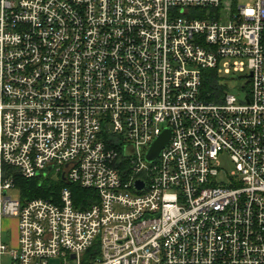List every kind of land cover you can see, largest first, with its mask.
<instances>
[{
	"label": "built area",
	"instance_id": "1",
	"mask_svg": "<svg viewBox=\"0 0 264 264\" xmlns=\"http://www.w3.org/2000/svg\"><path fill=\"white\" fill-rule=\"evenodd\" d=\"M206 70L223 84L210 96ZM15 173L64 185L14 199ZM5 257L264 264V0H0Z\"/></svg>",
	"mask_w": 264,
	"mask_h": 264
},
{
	"label": "trees",
	"instance_id": "2",
	"mask_svg": "<svg viewBox=\"0 0 264 264\" xmlns=\"http://www.w3.org/2000/svg\"><path fill=\"white\" fill-rule=\"evenodd\" d=\"M203 84L204 91L208 93L209 96L210 93L212 94L217 90L221 91L223 87L221 79L218 78L214 70L205 71ZM15 185L20 191L21 199L25 201L35 197H43L51 200L53 199L52 194L54 192L57 194L64 184L59 183L56 185L48 180L41 183L39 179H27L19 173H15ZM76 192L80 195L84 194L86 190L76 188Z\"/></svg>",
	"mask_w": 264,
	"mask_h": 264
},
{
	"label": "rangeland",
	"instance_id": "3",
	"mask_svg": "<svg viewBox=\"0 0 264 264\" xmlns=\"http://www.w3.org/2000/svg\"><path fill=\"white\" fill-rule=\"evenodd\" d=\"M255 0H237L238 3L240 4H249V3H254ZM240 74H229L228 76L226 75L225 78V83H228L229 86V91L233 94L239 95L241 94L242 88L241 86L246 82V79H240L239 78ZM220 167L223 170L222 174L225 173V171L231 172L235 169V164L231 160L230 155L228 153H224L220 156ZM48 180L53 184H59L61 183V177L56 174H50L49 178L45 179V181ZM9 194L12 195L14 199H20V191L19 189L13 188L9 190ZM5 231H9L8 234H6L7 238H9L12 234L11 237H15L18 232V219H6L5 220ZM11 232V233H10ZM3 264H11V261L8 257L4 258ZM56 264V263H52Z\"/></svg>",
	"mask_w": 264,
	"mask_h": 264
},
{
	"label": "water",
	"instance_id": "4",
	"mask_svg": "<svg viewBox=\"0 0 264 264\" xmlns=\"http://www.w3.org/2000/svg\"><path fill=\"white\" fill-rule=\"evenodd\" d=\"M171 136V130L167 129L162 135L153 143L152 147L147 154V159L150 161L156 160L161 154L162 149L168 144ZM139 187L143 185L142 182H138Z\"/></svg>",
	"mask_w": 264,
	"mask_h": 264
},
{
	"label": "crops",
	"instance_id": "5",
	"mask_svg": "<svg viewBox=\"0 0 264 264\" xmlns=\"http://www.w3.org/2000/svg\"><path fill=\"white\" fill-rule=\"evenodd\" d=\"M6 234H8V233H6Z\"/></svg>",
	"mask_w": 264,
	"mask_h": 264
}]
</instances>
